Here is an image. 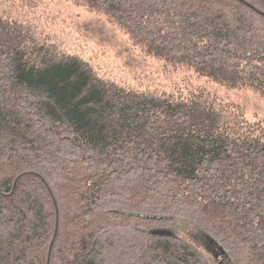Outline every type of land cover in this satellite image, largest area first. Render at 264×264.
<instances>
[{"label": "trees", "instance_id": "16d2710c", "mask_svg": "<svg viewBox=\"0 0 264 264\" xmlns=\"http://www.w3.org/2000/svg\"><path fill=\"white\" fill-rule=\"evenodd\" d=\"M91 1L167 58L264 94V0ZM169 216L225 263L264 264V124L104 81L0 24V264H211L148 229Z\"/></svg>", "mask_w": 264, "mask_h": 264}, {"label": "rangeland", "instance_id": "374dc122", "mask_svg": "<svg viewBox=\"0 0 264 264\" xmlns=\"http://www.w3.org/2000/svg\"><path fill=\"white\" fill-rule=\"evenodd\" d=\"M0 22L14 35L82 58L104 81L160 96L214 98L234 105L248 121L264 124V94L248 86L220 84L185 62L167 58L100 2L0 0ZM132 217L129 214L127 220L137 222ZM165 218L166 224L148 229L182 237L211 264H229L219 243L198 224L181 216Z\"/></svg>", "mask_w": 264, "mask_h": 264}, {"label": "water", "instance_id": "95a60500", "mask_svg": "<svg viewBox=\"0 0 264 264\" xmlns=\"http://www.w3.org/2000/svg\"><path fill=\"white\" fill-rule=\"evenodd\" d=\"M56 231V230H55ZM55 231H54V234H53V237H54V235H55ZM153 231V233H161L162 231L161 230H158V229H154V230H152ZM51 245H52V241H51V243H50V248H51ZM50 248H49V252H50ZM222 252H224L223 251V248L221 247V249H220ZM48 259H49V253H48ZM47 264H48V262H47Z\"/></svg>", "mask_w": 264, "mask_h": 264}]
</instances>
